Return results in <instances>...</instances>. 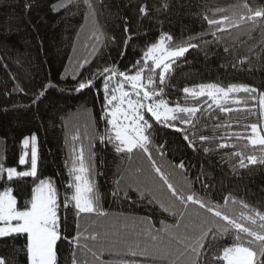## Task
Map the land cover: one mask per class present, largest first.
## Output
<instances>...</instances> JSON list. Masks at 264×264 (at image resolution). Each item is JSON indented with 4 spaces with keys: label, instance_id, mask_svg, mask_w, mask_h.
<instances>
[{
    "label": "snow or ice",
    "instance_id": "1",
    "mask_svg": "<svg viewBox=\"0 0 264 264\" xmlns=\"http://www.w3.org/2000/svg\"><path fill=\"white\" fill-rule=\"evenodd\" d=\"M82 2L87 8L84 16L87 22L89 17L96 16V11L91 0ZM73 3L79 7L78 0H61L53 8L59 10ZM169 7L165 0L157 11H167ZM237 7L243 10L228 14L227 8L208 9L211 15H202L207 31L200 36L228 33L245 25L253 30L264 28V6L253 7L243 0L240 5L231 6ZM139 12L147 16L148 6L141 5ZM198 38L189 36L186 41L174 43L172 35L162 34L144 47L140 58L127 70H120L115 64L105 65L78 82L76 92L95 88L102 95L103 131L84 109L83 132L77 126L68 144L65 161L68 181L63 199L51 179L37 176L35 134L22 141L25 151L19 157V165L28 164V170L18 171L16 167L5 168L0 164V181H4L0 191V239L22 237L26 264H59L58 242L62 240L70 248L69 264H264V211L240 200L242 210L235 214L228 209L229 201L237 203L231 195L222 204L201 197L190 190L183 161L170 163L169 168L178 169L185 177L189 187L186 191L173 182L172 173L154 155V149L161 159L166 155L164 145L154 142V134L162 127L182 133L186 146L193 150H197L199 142L206 154L216 149H235L236 142L243 141L241 150L230 153L238 158V166L264 165V91L238 83L227 86L199 83L182 89L183 103L166 98L173 66H179L181 58L191 48L198 47L192 42ZM88 40L91 43L84 47L91 48L89 55L106 47L104 34L98 28ZM130 40V36L125 39V47ZM43 95L41 90L39 96ZM217 111L228 117L213 125L214 129H224V135L201 134L198 125L204 114L220 120ZM240 116L247 121L242 125L243 131L230 132L231 121L235 119L239 125ZM251 116L256 119L249 120ZM217 139L222 142L214 144ZM97 143L104 148L110 145L121 162L119 179L114 180L110 194L114 200L129 204L131 212L114 215L103 206L95 181L102 174L96 166ZM249 148L251 151L246 153L245 149ZM28 177L33 178L35 185L31 198L18 206L9 182ZM202 187L207 186L202 184ZM143 202L158 204L171 217V222L165 217L157 227L151 218L135 216V206ZM69 212L74 224L71 238L64 234ZM0 264L8 261L0 257Z\"/></svg>",
    "mask_w": 264,
    "mask_h": 264
},
{
    "label": "trees",
    "instance_id": "2",
    "mask_svg": "<svg viewBox=\"0 0 264 264\" xmlns=\"http://www.w3.org/2000/svg\"><path fill=\"white\" fill-rule=\"evenodd\" d=\"M60 2L0 0V164L5 168L16 167L18 171L28 170V164L19 165V157L25 151L22 141L36 134L37 176L39 179H51L61 199L68 181L65 167L68 144L77 126L83 132L84 109L98 121L103 131L100 119L102 95L95 88L75 91L78 82L87 79L97 68L115 64L120 70H127L140 58L144 47L157 41L162 34L172 35L174 43L196 36L199 38L192 42L198 47L191 48L181 58L179 66H173L174 71L165 90L170 102L183 103L182 89L199 83L222 86L238 83L264 91V28L253 30L245 25L228 33L200 36L201 32L207 31L202 15H211L208 9L227 8L228 14L240 12L242 8L233 9L231 6L242 4L243 0H167L170 5L167 11H157L165 0H91L96 16L89 17L87 22L84 19L87 8L82 0H78L79 7L73 3L54 10L53 6ZM248 3L253 7L264 6V0H248ZM26 4L30 7H25ZM141 5L148 6L147 16L139 12ZM126 27L128 32H125ZM97 28L104 34L106 47L89 55L91 48L86 49L84 45L91 43L88 37ZM129 36L131 40L125 47V39ZM85 59L90 62L84 63ZM240 60L245 63L241 64ZM41 90H44L43 96H39ZM217 115L220 120L204 114L198 125L201 134L224 135V129H214L213 125L224 122L228 117L218 111ZM248 119L254 121L256 117ZM246 122L243 116L239 118V125L233 119L229 131H243L242 125ZM154 135L155 144L164 145L166 153L161 159L154 149V155L158 163H163L165 170L172 173L170 178L178 186L189 190L185 177L178 169L169 168V164L183 161L190 190L201 197L222 204L224 198L231 195L237 203L229 201L228 209L235 214L242 210L240 200L264 211V165L240 168L238 158L230 156L232 151L241 150L243 141H237L235 149H216L206 154L199 142L197 150L187 147L182 133L172 129L161 127ZM220 142L217 139L214 144ZM250 151V148L245 149L246 153ZM96 152L97 170L102 174L97 175L95 181L103 206L114 215L122 211L131 212L129 204L114 200L110 194L114 180L119 179L117 173L122 166L119 158L110 145L104 148L97 143ZM3 184L4 181H0V191ZM9 184L18 199V206L31 198V189L35 186L33 178H14ZM202 184L207 187H202ZM133 214L151 218L157 227L165 217L167 222H171V217L158 204L139 203ZM73 231V216L69 212L64 234L71 238ZM24 245L22 237L0 239V257L5 258L8 264H26ZM58 249L59 264H69L67 241L58 242Z\"/></svg>",
    "mask_w": 264,
    "mask_h": 264
},
{
    "label": "rangeland",
    "instance_id": "3",
    "mask_svg": "<svg viewBox=\"0 0 264 264\" xmlns=\"http://www.w3.org/2000/svg\"><path fill=\"white\" fill-rule=\"evenodd\" d=\"M33 135V134H32ZM32 135H30V136H27L28 138H30ZM36 135V134H35Z\"/></svg>",
    "mask_w": 264,
    "mask_h": 264
}]
</instances>
